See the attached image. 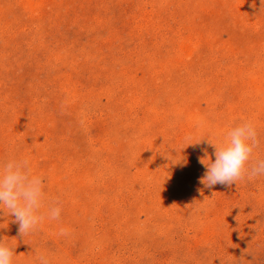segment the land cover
<instances>
[{"label": "rangeland", "instance_id": "1", "mask_svg": "<svg viewBox=\"0 0 264 264\" xmlns=\"http://www.w3.org/2000/svg\"><path fill=\"white\" fill-rule=\"evenodd\" d=\"M243 121L264 158L260 0H0V161L63 209H0L14 264H264V176L200 182Z\"/></svg>", "mask_w": 264, "mask_h": 264}, {"label": "clouds", "instance_id": "2", "mask_svg": "<svg viewBox=\"0 0 264 264\" xmlns=\"http://www.w3.org/2000/svg\"><path fill=\"white\" fill-rule=\"evenodd\" d=\"M260 4L264 8V0H260ZM207 139L215 148V159L205 155L199 160L206 169L200 182L206 187L212 188L217 184L230 187L244 178L264 176V158L254 156L260 141L251 121L232 127L220 142L211 137ZM200 141L188 142L187 146ZM46 199L44 178L34 173L28 157L17 156L0 161V209L14 217L23 237L37 230L45 219H60L63 209L59 198H52L45 207ZM67 232L65 228L60 230L61 235ZM36 258L38 264H50L48 257L38 250ZM14 259L15 247L0 238V264H14Z\"/></svg>", "mask_w": 264, "mask_h": 264}]
</instances>
